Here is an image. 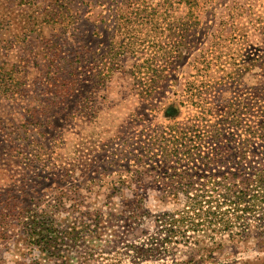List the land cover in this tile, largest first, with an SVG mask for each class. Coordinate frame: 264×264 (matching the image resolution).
Here are the masks:
<instances>
[{
    "label": "rangeland",
    "instance_id": "1",
    "mask_svg": "<svg viewBox=\"0 0 264 264\" xmlns=\"http://www.w3.org/2000/svg\"><path fill=\"white\" fill-rule=\"evenodd\" d=\"M28 1L25 13L18 0H0V264L184 260L192 245L182 239L161 257L136 258L132 246L163 236L152 219L172 207L174 172L197 171L215 147L231 154L247 128L264 127V0H120L118 19L107 0H66L79 16L62 25L45 15L56 0ZM200 117H236L243 128L219 143L187 133L188 159L182 134ZM248 147L242 166H264V136ZM33 220L46 222L39 229L52 221L44 245L24 227ZM224 243L199 264H264V228Z\"/></svg>",
    "mask_w": 264,
    "mask_h": 264
},
{
    "label": "trees",
    "instance_id": "2",
    "mask_svg": "<svg viewBox=\"0 0 264 264\" xmlns=\"http://www.w3.org/2000/svg\"><path fill=\"white\" fill-rule=\"evenodd\" d=\"M21 1L25 0H18V4L20 7H23V12L26 13L28 8H31V1L26 0L27 5ZM98 1L95 4L103 5V0ZM119 1H106L109 4L108 6L112 7L111 9L116 19H118V12L120 10V4L118 3L122 2ZM137 1H130V4L137 3ZM139 1L140 3L144 2V0ZM48 6L49 8L46 9L45 15L48 16L49 20H52L56 16V25H62L64 20H69V22L78 20L79 8L76 3L74 7L77 13L75 12L74 14L72 6L66 0H56L55 13L54 10L48 11L52 9V5L48 4ZM70 10L72 14L68 15ZM32 19H30L31 24L26 26L27 30L31 28V31H33V28H35ZM25 23H22V25H25ZM61 37L66 39L64 32ZM15 73L10 71L4 75L11 84L14 82L13 76ZM15 84H18V82ZM18 91L15 90L14 93L19 94L20 92ZM200 96L201 90L199 86L191 83L190 99H196ZM201 113L204 115L203 112ZM200 118L201 121H204L202 124L186 126L182 134L183 139L187 141V145L185 144L184 148L188 149L184 151V154L188 159H192L193 154L191 151L193 148L190 145L192 137L187 135V133L202 132L206 136L210 134V141L219 143L225 130L239 131L243 128L236 117L220 119L213 123L205 120L204 117ZM172 130H177V128ZM262 131H264V127L262 126L247 128L243 132L246 140L244 139L240 145L232 146L233 152L231 154L226 152L227 148L225 146L220 145L214 148L211 155H206L203 158L204 164H202L203 166H199L197 171L188 166L184 171L174 172L172 177L179 179V181L168 183L167 185V194L172 196V199L169 201L172 207L169 210L155 214L152 219L154 223L161 227L159 232L163 236L147 239L148 247L146 248L132 246V249L135 251L134 257L149 258L150 256H165L171 253V245L178 244V239H182L184 243L191 244L192 246L189 247L186 258L177 264H199L205 261L203 259L204 256L207 259L211 258L210 250H214L215 246L222 248L225 245V241L244 239V236H246L252 226L257 229L264 228V166H242L248 163V158L251 156V152H248L249 137L252 139L262 138L264 136ZM162 146L164 153H168L167 145L163 143ZM261 155L264 159V152ZM228 156H230L231 162L236 166H217L222 167L223 171L218 172L220 174L211 173L210 170L214 166L210 165L215 163L222 164ZM164 167L166 170L167 168L175 170L169 166ZM248 168L251 169V176L245 177L244 171ZM251 218L253 221L257 219V224H251ZM16 219L20 220V217H16ZM131 219L135 220L134 223L137 221L134 216ZM6 225H8L6 224V218L0 214V227ZM40 225H46V222H36V220H33L32 224L28 222L24 223V227L27 232L29 230L31 237L36 236L37 241L39 240L44 245L43 241H46L45 239L47 238L43 235L45 233L48 235L54 231L52 230L53 224L52 221H48L50 228L47 229L44 226L39 229ZM92 225L93 229H97L99 225L98 219H94ZM72 229L75 230L76 234L78 233L76 228L73 227ZM4 234L0 232V237ZM223 236L226 237L224 238Z\"/></svg>",
    "mask_w": 264,
    "mask_h": 264
}]
</instances>
